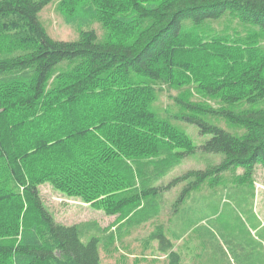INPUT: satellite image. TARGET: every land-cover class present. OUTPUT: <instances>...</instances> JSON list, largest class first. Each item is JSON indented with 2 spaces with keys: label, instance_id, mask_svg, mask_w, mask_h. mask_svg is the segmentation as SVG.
I'll return each instance as SVG.
<instances>
[{
  "label": "trees",
  "instance_id": "16d2710c",
  "mask_svg": "<svg viewBox=\"0 0 264 264\" xmlns=\"http://www.w3.org/2000/svg\"><path fill=\"white\" fill-rule=\"evenodd\" d=\"M51 1L0 0V264H101L111 234L56 223L39 195L45 182L132 227L158 216L160 195L183 181L163 178L195 146L153 111L152 81L181 91L178 116L211 135L199 148L223 154L182 177L197 186L180 192L176 228L152 236L177 264L173 243L193 228L184 212H195L204 181L236 168L264 170V106L253 109L264 101V0H60L65 22L80 28L72 42L52 39L41 25L38 14ZM227 13L253 28L234 37L195 31ZM94 20L102 40L84 29ZM183 21L192 29L183 31ZM191 89L221 106L192 100Z\"/></svg>",
  "mask_w": 264,
  "mask_h": 264
},
{
  "label": "rangeland",
  "instance_id": "374dc122",
  "mask_svg": "<svg viewBox=\"0 0 264 264\" xmlns=\"http://www.w3.org/2000/svg\"><path fill=\"white\" fill-rule=\"evenodd\" d=\"M64 17L60 0L51 1L38 14L41 25L52 39L76 41L80 28L68 25ZM188 23L183 21V31L192 29V24ZM252 28L227 13L218 20L196 27L195 31L206 30L210 35L234 37L236 33L244 36ZM84 29L95 30L100 40L105 37L103 27L96 20ZM61 68H65V64H61ZM152 84L156 92L153 111L183 132L195 146L194 152L183 156L181 162L163 178V185L178 177L183 181L158 197L159 213L156 218L147 224L132 227L131 224L119 222L116 215L106 213L99 206L61 193L49 182L38 186L43 205L56 223L66 226L87 224L88 236L107 238L111 234L106 239L107 245H100L101 264H171L169 257L160 251L159 240L152 236L159 228L171 237L176 228L173 209L180 192L186 185H195L192 182L194 178L182 177L190 171L211 168L223 159V154L205 153L199 148L211 135L201 134L198 126L178 116L184 113L175 102L181 91L169 88L162 82L152 81ZM191 90L194 92L192 100L206 101L214 107L221 106L217 100L204 99L194 89ZM242 106L240 103L230 108L239 110ZM263 106L264 101H260L253 109ZM203 119L235 135L245 132L244 128L232 125L221 117L203 116ZM195 197V212H184L189 223L192 221L193 228L183 230L182 238L173 243V251L177 252L179 258L177 264H264V170L261 165H256L251 174L236 168L216 175L215 179H206ZM84 239L87 240V237Z\"/></svg>",
  "mask_w": 264,
  "mask_h": 264
}]
</instances>
